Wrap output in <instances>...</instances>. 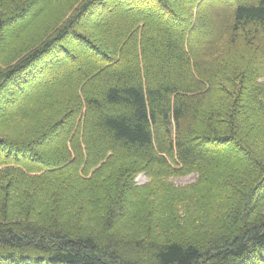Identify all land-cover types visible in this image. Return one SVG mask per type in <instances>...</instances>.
I'll list each match as a JSON object with an SVG mask.
<instances>
[{
  "label": "trees",
  "instance_id": "1",
  "mask_svg": "<svg viewBox=\"0 0 264 264\" xmlns=\"http://www.w3.org/2000/svg\"><path fill=\"white\" fill-rule=\"evenodd\" d=\"M0 132V264H264V0H0Z\"/></svg>",
  "mask_w": 264,
  "mask_h": 264
},
{
  "label": "rangeland",
  "instance_id": "2",
  "mask_svg": "<svg viewBox=\"0 0 264 264\" xmlns=\"http://www.w3.org/2000/svg\"><path fill=\"white\" fill-rule=\"evenodd\" d=\"M39 6H40V3H39ZM122 8H119L118 10H117V12H116V15H120L121 14V10ZM31 16V15H30ZM29 16V17H30ZM32 19V16L30 17V20ZM159 19V21H160V24L162 23V25H163V23H164V21H162L160 18H158ZM29 20V19H28ZM28 20L25 22V24L28 22ZM33 21H35V23H34V25H38L39 24V21L38 20H36V19H33L32 20V22ZM38 21V22H37ZM28 24V23H27ZM29 25H31V23L29 24ZM34 25L33 26H31V27H29L28 29H26L25 30V33H27V34H29V31H31L32 29H33V27H34ZM89 34H90V36L94 39V41L95 42H97V44L100 46V47H102V48H104L103 47V45H102V37L98 34V33H90V32H88ZM18 42H19V40H18ZM59 45H61V44H59ZM68 51H69V49H68ZM68 73H70L69 72V69L68 70H64V71H62V73H60V74H58V75H56L55 77H56V79L54 80V81H58L59 79H60V77H62L63 75H66V74H68ZM39 81V85H37V86H33V87H29V88H26L25 90H26V94H25V98H24V100L25 99H28V98H30L31 96H34V95H36L37 93L39 94V93H42L43 91H46L47 89H49L51 86V82H42L41 80H38ZM38 83V82H37ZM49 86V87H48ZM49 92L51 93V95H53V97H55L56 95H57V93H58V90L57 89H54V88H50V90H49ZM249 91L246 93V97L248 98L249 97ZM13 108H15V107H13ZM17 108H19V107H17ZM1 133V132H0ZM60 142V140L59 139H57L56 141H55V144H53L52 143V146L53 147H56L55 145L57 144V143H59ZM39 152L42 154V156H44V158H47L48 157V153H50V152H45V148L43 149L42 147H41V149H39ZM195 178H196V176H194V175H190V176H187V177H182V178H178V179H174V180H172V182L175 184V185H177V186H182V185H186V184H191V183H193V181L195 180ZM148 179L144 176V175H139V176H137V178H136V181H137V183L138 184H145L146 182H148L147 181ZM262 210V209H261Z\"/></svg>",
  "mask_w": 264,
  "mask_h": 264
}]
</instances>
